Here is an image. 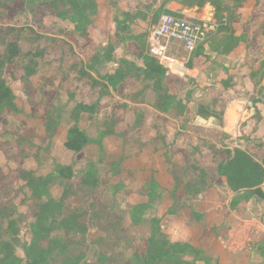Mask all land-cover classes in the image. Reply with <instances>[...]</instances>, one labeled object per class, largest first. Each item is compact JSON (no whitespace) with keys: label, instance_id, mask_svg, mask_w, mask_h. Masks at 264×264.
<instances>
[{"label":"trees","instance_id":"obj_1","mask_svg":"<svg viewBox=\"0 0 264 264\" xmlns=\"http://www.w3.org/2000/svg\"><path fill=\"white\" fill-rule=\"evenodd\" d=\"M124 1L0 2V8L11 16L22 14L26 18L25 22L17 17L12 23H0V124L6 127L0 133V143L8 145L13 138L12 129L24 126L57 129L59 141L54 153L43 152L45 161L42 156L34 157L37 163L34 171L43 177L36 191L25 184L11 190L14 193L11 200L0 201V264L101 261L98 243H87L84 236L77 238L72 234L76 228L86 232L85 225L65 219L58 221L64 207L62 199L40 202L34 196L42 194V188L53 177L58 176L64 182L74 172L78 173V183L84 190L101 189L100 172L111 170L108 162L119 165L126 161L125 142L134 128L139 129L133 124L138 110L135 104L145 101L153 103L159 113L155 115L150 138L142 141L135 136L133 142L140 152L163 157L170 169L165 183L152 178L143 186L147 190L144 198L130 209L129 216H124L123 228L132 238V251L131 257H124L121 264H209L197 241L167 239L163 216L157 215L159 206L169 200L172 214L188 207L196 221L205 216L206 211L202 213L193 204L186 206L183 202L184 198L192 197L189 190L178 196L179 190L185 188L182 179H178L189 171H211L212 186L233 192L227 213L243 217L247 203L255 195L264 203V151L258 162L245 151L228 148L223 137H231L249 119H261L257 100L252 98V104L243 108L242 102L232 101L221 91L220 97L209 101H183L179 97L180 86L168 77V70L143 52L146 26L141 25L140 29L139 25L136 35L132 28L135 18L127 14L128 20L120 19ZM232 1L240 5L251 0ZM184 5L220 24L207 46L196 50L192 74L204 80L210 54L233 55L240 51L237 60L243 57L250 70L247 78L253 87L258 86L264 78V53L251 59L248 54L264 46V0H254L246 11L233 12L213 0H185ZM224 13L230 14L229 23H224ZM45 16L68 20L73 30L48 33L44 30ZM114 35L122 44L120 57L116 55ZM126 55L140 59L142 65ZM109 62H115L116 66H109ZM236 80L234 75L223 81L224 89L232 93ZM103 111L112 123L100 132L91 120ZM119 113L120 118L116 117ZM198 116L215 120L218 130L192 123ZM118 124L125 127H117ZM240 138L246 139L242 135ZM109 181L114 183L115 195L126 188L121 170L114 172ZM4 206L8 207L6 214L2 212ZM146 215L151 217L150 227L145 224ZM205 233L215 231L206 228ZM18 235L25 240V258L16 254L13 240ZM217 264L223 261L219 259Z\"/></svg>","mask_w":264,"mask_h":264},{"label":"rangeland","instance_id":"obj_2","mask_svg":"<svg viewBox=\"0 0 264 264\" xmlns=\"http://www.w3.org/2000/svg\"><path fill=\"white\" fill-rule=\"evenodd\" d=\"M2 1L4 0H0V2ZM213 1L218 3V5L223 8L228 7L230 12L236 10L246 11L254 2V0H251L238 5L232 0ZM184 3L185 0H125L120 6L119 17L120 19L128 20L127 14L129 16H133L135 18V23L133 22L132 28L136 35H139L138 26L140 25L141 29V25H147L150 13L154 12L158 8L161 9L164 7H168L169 9L180 10L183 8L182 5L184 6ZM42 7L45 8L46 5ZM95 7H97V5H95ZM223 15L226 17L227 21H229L230 14ZM17 17H20L23 22L26 21V18L22 14L11 16L3 8H0V23H12V21ZM203 19L206 20V22L204 23V27L208 30V27H206L205 25L210 20L206 18ZM44 21V30L51 34H60L63 30H73V24L68 20H61L56 17L45 16ZM215 24L217 25V23ZM216 25H209L210 28H214L213 30L210 29L213 34H215L216 29L218 27ZM99 37L101 36L98 35V38ZM117 37L119 38V35H117ZM113 40H116V55L120 56L122 51V44L119 42V39H117L115 35L113 37ZM21 46L23 48L26 47L23 43L21 44ZM238 53H240V51H236L235 53H233V55H228L227 58L220 61H215V58L217 56L214 57V54H211V63L206 67L205 70L208 76V80L211 82V87L205 83L208 80H202L200 78L188 79L187 76H183L174 70H168V77L179 84V97H181L183 101L189 100L191 102H198L203 101L204 99H207L209 101L216 96L220 97L219 92H221V88H224L223 81L235 75L237 77V80L231 88L232 94L236 97L244 99L248 91L253 89V85L250 84L249 80L247 79V75L250 70L247 67L246 63L244 64L243 57L242 59L237 60V57L241 56ZM261 53H264V46L257 49L256 51L249 52L248 58L251 59L253 57H257ZM231 57L234 58V62H231ZM131 59L134 60L135 63L142 65V61L140 59H136L133 57ZM227 63H230L231 65H227ZM108 65L114 67L116 63L109 62ZM177 65H182V63ZM155 83V81H151V84ZM135 105L137 106L138 110L134 115L133 124L135 126H139V129L134 128L129 135L127 141H130L132 144H134L133 139L135 138V136L140 138L142 141L148 140L150 138L151 128H153L155 125V115L159 113L154 104L149 101H145L144 103ZM191 109L192 111H194L193 106H191ZM108 111L106 110V112ZM259 111L261 112L262 117L264 119V106L261 107ZM106 112L103 111L102 115H96L91 120V123L96 125L100 132H103L104 129L108 128L112 123L110 119L105 118L104 114ZM121 115L122 114L119 113L116 117L120 118ZM249 123L250 122H248L247 125L242 128V130H239L244 136H247V132L251 129ZM252 123L253 121L251 122V124ZM214 124H217V122L215 121ZM117 127L123 128L125 126L124 124H118ZM209 127L211 131L218 130L216 126L211 125L210 123ZM4 131H6L5 125L0 124V133H3ZM12 132L13 138L8 145L0 143V201L11 200L14 195L11 190L25 184H27L31 190L36 191V188L42 182L43 177L40 175L38 176V174L33 175L32 173L35 172L34 169L37 166L34 157L37 155L42 156L43 160L45 161L43 152L47 151L48 153L52 154L59 147L57 129L54 131H50L45 127L24 126L21 128H13ZM239 136L240 134L237 137ZM223 137L227 140L228 143L232 141V138L230 136L224 135ZM260 148L262 149V144H255L254 149L256 150H254V154L259 155V153H257L256 151ZM151 158L155 162L156 172L154 173H156L157 176L153 177L152 172L150 174L149 181L145 185H148L152 178H154L160 184L165 183V180L168 178L169 175V164L165 161L163 157L152 156ZM108 163L111 167V170H103L100 172V177L103 182V186L101 187V189H94L91 191L84 190L82 187H80L78 179L76 178L77 172H75V174L73 173L72 177L69 180L64 181V183L62 184L64 189H67L69 187V189L65 190L66 193L68 192V190H70L74 193V195H68V197L72 196L71 201L68 204L65 203V211L63 212V215L58 218V221L64 218L72 222L75 221L76 223H83L88 228L91 227V230L90 232H88L87 236L88 242L98 243L100 247L98 255H102L103 257L101 261L94 260L93 264H121L124 257H131L132 238L125 232L123 228L125 223V220L123 221V218L124 216H129L128 213L130 209L137 202L142 200V198H144L145 193L147 192V190L143 189V187L139 189L135 187L132 189L129 186L125 185L123 180V184L126 186V188H122L121 193L115 195L114 183H111L109 181V178L114 172L119 171L120 165H114L115 163L113 161H110ZM129 169L132 170V172L129 173V171H127L125 174L127 175V178L131 180V178L135 177L136 174L135 166H132ZM159 171L162 172L161 175H159ZM146 172H148V170ZM192 175L190 173V178L194 176L195 178L190 179L189 176L182 175L178 180H180L182 177V179H188V181H190L189 189H191V191L193 190L194 193L197 189H201L203 186H207L210 184L211 179L209 177L210 175H212V172L207 170L205 172L194 174L193 176ZM201 177L204 178L205 181L203 186L202 183L198 180ZM68 183H70L69 186H67ZM73 187L74 189H72ZM186 190V188L180 189L178 192V196H180ZM207 193L208 192L199 194V200L197 198V195L194 198H184L183 202L186 205L193 204L196 207V205L198 204L197 201L200 202L202 199L206 198ZM190 194L192 193L190 192ZM64 195L65 193L63 194V196ZM34 198L38 199L40 202H44L47 200V197L44 196L43 193L35 194ZM166 202L169 201H165L161 206H159L157 215L163 216L162 227L167 239H181L189 242L197 241L202 249L203 241H199L198 238L199 234L203 229L202 223L198 222V224H194L193 227H186V225H184L183 221L181 220V216L179 217L177 215H170L172 207L167 206L168 204ZM167 210L169 211L166 212ZM2 212L3 214H6L8 212V207L4 206L2 208ZM256 213L257 212H252L251 215H245L244 219L256 220L257 222L264 224V215L258 216ZM150 218V216L146 215L147 220L145 224L148 227H150ZM187 218H189L190 221L192 220L191 216ZM57 226H60L59 222ZM254 229L256 230V234L254 231L255 237L249 238L250 234L249 231H247L246 236L248 237H245L244 239V243L249 245L248 247H251L252 245H258L259 241L264 240L263 229H259V232H257L256 228ZM72 234H75V237L77 238L85 235L77 228L72 231ZM208 236H212L218 239L217 232L208 233ZM84 237L86 238V236ZM204 242V247L208 248V244L210 243L207 242L206 239H204ZM24 243L25 240L22 235H18L13 240V244L16 248V254L22 258H25V252L23 250ZM247 245H245V248H247ZM57 264H60V262H58ZM157 264L164 263L160 262Z\"/></svg>","mask_w":264,"mask_h":264},{"label":"crops","instance_id":"obj_3","mask_svg":"<svg viewBox=\"0 0 264 264\" xmlns=\"http://www.w3.org/2000/svg\"><path fill=\"white\" fill-rule=\"evenodd\" d=\"M120 56H118V57H120ZM215 56H217L215 58V61H220V60H224L225 58H227L228 55L215 54L214 57ZM126 57L129 60H132L131 59L132 57L135 58L133 55H126ZM231 59H232L231 62L235 61L233 57H231ZM209 60L211 63V54L209 56ZM132 61H134V60H132ZM210 63L208 65H210ZM224 65H226V64H224ZM227 65L230 66L231 64L227 63ZM114 66H116V65H114ZM205 73H206V71H205ZM261 82H262L261 84L264 83V78L262 79ZM249 83L252 84L250 82V80H249ZM263 106H264V104L263 105H257L258 109H260ZM192 112H194V111H192ZM210 120H211V122H208L205 126H209V123H210L211 125H214L217 128L218 125L214 124L215 120H213V119H210ZM251 120L253 121L252 124H251V122H252ZM191 122L194 124H198L196 122V119L191 121ZM248 122H250L249 126H251L250 127L251 129H250V131L247 132V134H246L247 136H244L241 133V131H239L236 128L234 130V132L231 133V138H232L231 142H233L234 137H236L237 144L239 145V147H234V148L245 151L250 156H252L255 160L260 161V156L262 155V153L264 151V119H263L262 114H261L260 120L257 121L255 119H249ZM246 125L247 124H245L244 126H246ZM243 127H241L240 129L242 130ZM235 132H236V134H235ZM238 133L240 135H242V137H245L246 139L242 140L240 138V136L237 137L239 135ZM255 144H262V149L260 148V149H257V151H256L257 153H259V155L254 154V152H255L254 150H256V149H254ZM123 156L126 159V161L119 164L120 165L119 170H121V176L124 178L123 179L124 184L129 186L132 189L135 187L137 189L143 187V185H145L149 181L150 174L152 172H156L155 162L153 161V159L151 157L152 156L158 157V156H155V155L150 154L148 152H140L138 146L135 143L132 144L130 141L125 142V148L123 151ZM132 166H135V173L136 174H135V177H132L131 180H129L125 173L127 171H129V173H131L132 170H130L129 168ZM262 166L264 167L263 164H262ZM147 170H148V172H146ZM159 172H160L159 175H161L162 172L161 171H159ZM32 173H33V175L38 174L37 172H32ZM190 173H191V175L192 174L193 175L199 174V173H193V172L189 171L183 175L189 176V178H190L191 177ZM74 174H75V172H74ZM165 174H166V171H165ZM38 176H39V174H38ZM213 176H214V173H212V175H210L209 178L212 179ZM77 177H78V173H77ZM192 178H195V176ZM192 178H190V179H192ZM182 180H183V184H185V188L192 193L191 195L193 198L198 195L197 198L199 200L200 199L199 194H203V193L208 192L206 198L202 199L200 202L197 201L198 204L196 205V209L198 211H200L202 213L204 211H206V213L204 214L205 216H203L199 221H196L191 216L192 214L190 213V210L188 207L177 210L175 214H172L174 211L171 210L170 215L171 216L177 215L179 217L181 216L182 217L181 220L183 221V224L186 225V227L187 226L193 227L194 224H198V222L202 223L203 229H202L201 233L199 234L198 238H199V241H203L202 242V244H203L202 245L203 256L208 260L209 264H217L219 259L223 261V264H264V240L259 241L258 245H254V246L252 245L251 247H248L249 245L244 243L245 237H248V236H246L247 231H249V234H250L249 238L255 237L256 230L254 228L257 229V232H259V229H263V231H264V224L263 223L257 222L256 220L244 219L245 215H251L252 212H257L256 214L258 216L264 215V203L260 199V197L255 195L253 198H251L249 200V202L247 203V209L248 210L244 213L243 217L240 218V217L236 216L235 214H233L232 212H229V213L226 212V210L228 209V200L233 195V192L230 189L222 187V186H217V185L212 186L211 181H210L209 185L203 186L205 181H204V178L201 177L198 180L202 183L203 187L201 189L200 188L197 189L193 193V190L191 191V189H189L190 181H188V179H186L187 181L185 179H182ZM63 183L64 182H63L62 178L55 176L48 181V183L42 188V191H43V195L46 196L47 199L53 198V199L58 200V201L62 199L64 201V207H63V212H64L65 211L64 210L65 209V203L68 204L72 198V196L68 197V195H74V193L71 192L70 190H68V192L66 193L65 190L69 189V187L67 189H64V187L62 185ZM69 184L70 183H68L67 186H69ZM187 186H188V188H187ZM262 187L264 188V181L262 183ZM72 189H74V187ZM64 193H65V195L63 196ZM167 201H169V200H167ZM169 202H166L168 204L167 206H171V201H169ZM189 205H191V204H187L186 206H189ZM63 212H62V215H63ZM81 212H83V211H81ZM187 215L192 217L191 221L189 218H187V217H189ZM65 220L70 221L68 219H65ZM73 222H75V221H73ZM76 224L77 225H85V224L80 223V222H78ZM257 224H259V225H257ZM206 228L210 229V230H214L215 232H217L218 236L221 237L222 240L219 238L216 239L212 236H208V233H205ZM90 230H91V227H89V228L86 227V232H84V234H85L84 236H86V238L85 237L84 238H85L87 243H88L87 236H88V232H90ZM254 231H255V234H254ZM204 239H206V241L210 243V244H208V246H209L208 248L204 247V245H205ZM89 243H94V242H89ZM245 245H247V248H245Z\"/></svg>","mask_w":264,"mask_h":264},{"label":"built area","instance_id":"obj_4","mask_svg":"<svg viewBox=\"0 0 264 264\" xmlns=\"http://www.w3.org/2000/svg\"><path fill=\"white\" fill-rule=\"evenodd\" d=\"M182 7L180 10L158 8L150 13L143 36V52L167 70L177 71L188 79H198V76L192 75L195 52L199 47L205 48L207 41L214 34L204 27L206 20L203 19L205 16L202 13L188 9L185 5ZM223 20L224 23H229L225 16ZM209 23L216 25L213 21ZM171 58L180 59L182 65L172 63ZM204 80H208V76ZM205 83L211 87L209 80ZM261 83L248 91L244 99L236 97L227 89L221 88V91L229 95L232 101L242 102L243 108L252 104V98L257 100V105H263L264 83ZM227 144L228 148L239 147L236 137L233 142Z\"/></svg>","mask_w":264,"mask_h":264},{"label":"water","instance_id":"obj_5","mask_svg":"<svg viewBox=\"0 0 264 264\" xmlns=\"http://www.w3.org/2000/svg\"><path fill=\"white\" fill-rule=\"evenodd\" d=\"M196 122L198 123V124H200V125H203V126H205L208 122H211V120H206L205 118H203V117H201V116H198L197 118H196Z\"/></svg>","mask_w":264,"mask_h":264},{"label":"bare ground","instance_id":"obj_6","mask_svg":"<svg viewBox=\"0 0 264 264\" xmlns=\"http://www.w3.org/2000/svg\"><path fill=\"white\" fill-rule=\"evenodd\" d=\"M208 24H209V22L206 23L205 26L208 27L209 30H210V29L213 30L214 28H212V27L210 28V27H209L210 24H209V25H208ZM212 25H213V24H212ZM213 26H214V25H213ZM171 60H172V63H174V64H181V63H182L181 60H177V59H175V58H171ZM245 225H246V224H245ZM252 228H253V227H252ZM248 229H249V228H248ZM250 230H251V229H250ZM260 231H261V230H260ZM260 233H261V232H260ZM258 234H259V233H258ZM259 236H260V235H259ZM239 239H240V238H239Z\"/></svg>","mask_w":264,"mask_h":264}]
</instances>
